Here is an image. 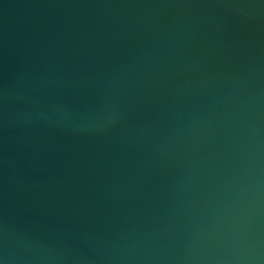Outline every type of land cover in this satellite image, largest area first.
I'll use <instances>...</instances> for the list:
<instances>
[{
  "label": "water",
  "instance_id": "95a60500",
  "mask_svg": "<svg viewBox=\"0 0 264 264\" xmlns=\"http://www.w3.org/2000/svg\"><path fill=\"white\" fill-rule=\"evenodd\" d=\"M0 264H264V0H0Z\"/></svg>",
  "mask_w": 264,
  "mask_h": 264
}]
</instances>
